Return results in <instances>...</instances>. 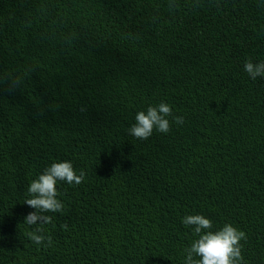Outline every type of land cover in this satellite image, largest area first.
Segmentation results:
<instances>
[{"label":"trees","instance_id":"16d2710c","mask_svg":"<svg viewBox=\"0 0 264 264\" xmlns=\"http://www.w3.org/2000/svg\"><path fill=\"white\" fill-rule=\"evenodd\" d=\"M248 60L264 62V0H0V264H184L189 215L243 231V264H264ZM162 102L170 131L133 137ZM65 161L84 181L58 182L64 211L29 226V185Z\"/></svg>","mask_w":264,"mask_h":264},{"label":"clouds","instance_id":"9594fccd","mask_svg":"<svg viewBox=\"0 0 264 264\" xmlns=\"http://www.w3.org/2000/svg\"><path fill=\"white\" fill-rule=\"evenodd\" d=\"M244 70L252 80L264 77V62L253 63L250 60L244 64ZM13 82L10 87L18 85ZM172 109L167 103L158 106H149L135 116L136 123L129 129L130 134L140 140L148 139L153 130L161 133L170 131ZM177 124H183V117H174ZM85 179V173L79 174L73 168L71 162L53 163L38 179L31 182L27 191L31 196L25 200V204L35 211L25 217V223L29 226L44 225L52 222V217L45 213H60L64 211L65 205L57 199L58 182H67L70 185H80ZM186 226H194V234L198 237L190 247L185 249L186 258L184 264H243L241 253V241L246 239V234L225 224L221 229L212 231V221L202 215H189L183 218ZM66 228V226H63ZM42 227H37L35 232L30 233V238L36 244H43L46 240L50 244V237L42 235Z\"/></svg>","mask_w":264,"mask_h":264}]
</instances>
